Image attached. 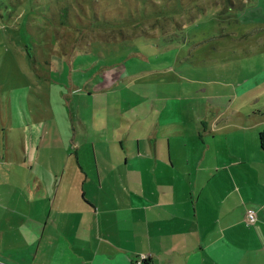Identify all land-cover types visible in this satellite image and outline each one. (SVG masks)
<instances>
[{
  "label": "rangeland",
  "instance_id": "1",
  "mask_svg": "<svg viewBox=\"0 0 264 264\" xmlns=\"http://www.w3.org/2000/svg\"><path fill=\"white\" fill-rule=\"evenodd\" d=\"M158 92L186 130L262 111L264 0H0L5 183L16 164L63 168V141L134 135Z\"/></svg>",
  "mask_w": 264,
  "mask_h": 264
},
{
  "label": "crops",
  "instance_id": "2",
  "mask_svg": "<svg viewBox=\"0 0 264 264\" xmlns=\"http://www.w3.org/2000/svg\"><path fill=\"white\" fill-rule=\"evenodd\" d=\"M160 94L134 135L63 141V168L16 164L12 185L0 173V264H264V107L186 130L161 122Z\"/></svg>",
  "mask_w": 264,
  "mask_h": 264
},
{
  "label": "built area",
  "instance_id": "3",
  "mask_svg": "<svg viewBox=\"0 0 264 264\" xmlns=\"http://www.w3.org/2000/svg\"><path fill=\"white\" fill-rule=\"evenodd\" d=\"M244 217H245L247 224H251L255 218L254 210L246 209ZM147 258H148V255L146 253H140L135 257V259L132 261L131 264H146L145 262Z\"/></svg>",
  "mask_w": 264,
  "mask_h": 264
},
{
  "label": "trees",
  "instance_id": "4",
  "mask_svg": "<svg viewBox=\"0 0 264 264\" xmlns=\"http://www.w3.org/2000/svg\"><path fill=\"white\" fill-rule=\"evenodd\" d=\"M67 15H68V13H67L66 6L63 5V23H62V21H60V24H63V25L66 24L65 23V20L67 19ZM137 24H139V23L137 22ZM105 28L108 29V30H112V29H110L111 26H109V25H108V27H105ZM114 30L117 31V32H120L121 31V28H119L117 26ZM258 144L260 145V147L262 149H264V129L261 130L258 133Z\"/></svg>",
  "mask_w": 264,
  "mask_h": 264
}]
</instances>
